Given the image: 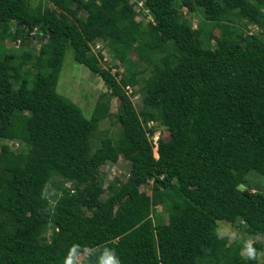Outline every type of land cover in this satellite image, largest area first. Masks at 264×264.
<instances>
[{
	"label": "trees",
	"instance_id": "16d2710c",
	"mask_svg": "<svg viewBox=\"0 0 264 264\" xmlns=\"http://www.w3.org/2000/svg\"><path fill=\"white\" fill-rule=\"evenodd\" d=\"M140 1L0 0V264H64L73 247L76 264L106 250L120 264H260L264 0ZM97 41L124 61L120 78ZM69 46L107 87L89 117L58 91ZM138 83L140 110L126 92ZM105 118L118 135L94 145ZM120 156L128 176L105 188L101 166ZM221 220L243 226L258 259Z\"/></svg>",
	"mask_w": 264,
	"mask_h": 264
},
{
	"label": "rangeland",
	"instance_id": "374dc122",
	"mask_svg": "<svg viewBox=\"0 0 264 264\" xmlns=\"http://www.w3.org/2000/svg\"><path fill=\"white\" fill-rule=\"evenodd\" d=\"M40 0H31L33 5H37ZM134 1V0H133ZM143 3L141 0L139 2ZM46 4V2H44ZM138 4V6H139ZM202 10V9H201ZM204 14V12H202ZM192 19L194 28L196 29L201 21L202 15L201 13L195 12V14L189 15ZM144 15L140 14L136 17L137 21L144 20ZM150 20V17L145 19V22ZM251 32H258L259 27L251 24L248 28ZM215 35H221L220 28L217 26L214 30ZM35 39V38H34ZM36 41V39H35ZM8 47H13L17 49H22L20 42L17 41H5ZM214 42V40H213ZM36 43V42H35ZM102 48V53L108 55V60H103L102 64L105 67L111 68L113 73H119L118 78L122 76L125 72L124 61L116 58L113 54V51L107 47L106 43L98 42ZM37 46L40 44L37 41ZM98 48V47H97ZM94 52H98V49H94ZM132 59H136L137 55L135 52H132ZM58 91L65 96L69 97L75 103H77L82 109L84 114L89 117L94 111L96 103L98 101V97L101 92H106L107 87L103 81V79L92 73V71L85 65L77 62L74 57V50L71 46H69L66 50L62 71L60 74L59 82H58ZM135 94L138 95L137 98L133 99V102L138 110L142 108V93L140 91L139 83L135 85ZM111 112L112 116L116 117L119 112V100L117 98H112L111 100ZM120 128L119 123L111 122L108 118H105L99 124V130L96 136L93 139L94 145L100 142L101 137L105 136L104 131L109 130V134L113 137H117L118 131ZM163 135L165 138L168 137V132L163 127H158L156 132L150 136L154 142V150L156 157L158 156L157 147H158V138ZM96 149V146L94 147ZM131 164L128 160L124 159L123 156H120L119 160L116 163H106L101 166V170L106 174L104 187L106 188L109 183L114 180L116 177H119L122 180H125L128 176V172L130 171ZM264 177L259 176L255 177L253 182L258 185L259 188H263ZM142 189H146L148 193L151 191L147 187H142ZM105 195V194H104ZM107 197V194L105 195ZM158 210H161V207H158ZM220 225L218 228L220 235H227L230 241L235 240H243L247 242L248 240H253L249 236L248 233L242 227H236L231 222L227 221H219ZM259 240V237L254 238V241ZM253 242V241H252ZM85 258V254L78 255V259L82 260ZM260 264H264V251L259 256Z\"/></svg>",
	"mask_w": 264,
	"mask_h": 264
},
{
	"label": "clouds",
	"instance_id": "9594fccd",
	"mask_svg": "<svg viewBox=\"0 0 264 264\" xmlns=\"http://www.w3.org/2000/svg\"><path fill=\"white\" fill-rule=\"evenodd\" d=\"M142 3H140L141 5ZM139 7V6H138ZM98 42H101L103 43L102 41H97L95 44H92V49H96V46H97V43ZM98 51H102V48ZM97 53V52H95ZM103 54V53H102ZM104 56V54H103ZM104 59H102L103 61ZM130 85V84H129ZM133 86V85H132ZM134 87V92H133V96H136L137 94H135V85L133 86ZM127 92V91H126ZM129 95V94H128ZM138 96V95H137ZM132 98V100L134 99V97L130 96ZM159 139V138H158ZM158 149V148H157ZM158 152V151H157ZM159 156V154H158ZM157 156V157H158ZM245 250H246V257L245 259H250V260H256L258 259V251L257 249L254 247V244L251 240H248L246 243H245ZM76 251L77 249L75 247H73L70 251H69V254L68 256L65 258L64 260V264H76V262L74 261V257L76 255ZM106 256V259H103L102 260V264H120V261L119 259L116 257L115 253L111 250H106L105 251V254Z\"/></svg>",
	"mask_w": 264,
	"mask_h": 264
},
{
	"label": "built area",
	"instance_id": "2783aa9c",
	"mask_svg": "<svg viewBox=\"0 0 264 264\" xmlns=\"http://www.w3.org/2000/svg\"><path fill=\"white\" fill-rule=\"evenodd\" d=\"M98 47V48H97ZM101 46L99 45V43H97V46H96V49H98V50H100L101 48H100ZM108 55H105V60H108ZM126 91H127V93L130 95V96H132V97H134V98H137L138 96L136 95V96H133V92H134V87L132 86V85H127L126 86Z\"/></svg>",
	"mask_w": 264,
	"mask_h": 264
}]
</instances>
